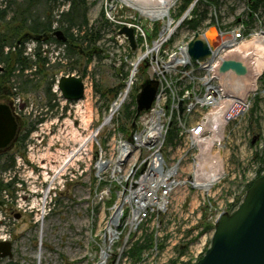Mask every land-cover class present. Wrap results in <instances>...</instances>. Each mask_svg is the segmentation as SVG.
<instances>
[{
	"label": "built area",
	"instance_id": "2783aa9c",
	"mask_svg": "<svg viewBox=\"0 0 264 264\" xmlns=\"http://www.w3.org/2000/svg\"><path fill=\"white\" fill-rule=\"evenodd\" d=\"M180 1L173 0L166 13H157L156 9L150 8L147 15L122 2L124 14L120 17L115 14L113 4L106 6V18L115 25L117 43L124 51L127 48L131 51L130 43L118 30L128 26L135 31L137 49L131 51L134 57L128 61L130 75L122 89L103 109L100 119V111L94 110L95 119L101 122L86 138L82 134L89 125L87 118L94 115L89 102L84 104L82 101L86 94L78 100L84 102L82 106L74 107H82L83 115H78L80 112L77 111L74 121H69L74 131L71 140L78 141L76 149L80 150L75 159L70 154L75 149L63 157V173L82 162L85 156L91 162L90 166H94L99 183L105 184L104 190L99 193L101 197L98 204L102 205L105 240H112V245L115 239L135 238L136 233L148 223L160 226L174 212L178 215L180 212L173 210L175 203L176 206L187 205V214L198 218L203 216V206H213L211 198L217 201L216 196L223 194L226 183L231 179L227 156L231 130L249 113L254 97L259 94L258 81L263 73L254 80L255 86L233 91L234 81L246 76L239 77L232 72L222 74L219 68L226 59L242 61L233 55L242 52V55L247 56L248 51H243V47L260 34L252 31L246 22L241 21L228 30L216 21L214 27L217 29V39L212 44L211 55L203 62H194L190 58L188 46L195 33L177 44H172V41L181 25L191 19L199 0L192 2L177 20L172 12L174 5ZM143 19L151 30L155 25H161L154 40H149V30ZM209 29L204 26L197 34L206 37ZM49 46L46 45L47 48ZM143 66L144 78L140 79ZM246 67L249 69L248 65ZM151 80L158 83L152 108L139 114L137 112V118L128 126L129 131L122 132L120 116L125 106L130 104L131 95L135 96L133 108L137 110V97L144 83ZM13 101L14 112L25 115L21 97H14ZM76 102H70L71 107ZM91 119V122L95 121L94 117ZM172 129L176 130V138L169 144L168 135ZM12 174H7L9 178L4 179L8 186L2 192L4 200L10 201L16 209L11 215L19 214L24 206H28L40 221L48 214V207L51 208V188L48 187V195V189L43 193V205L39 201L38 189L27 192L29 200L24 203L19 187L26 179L17 176L18 172ZM45 174L47 181L49 175ZM37 182L36 177L33 183ZM12 188L17 189L14 196ZM234 202V198L231 201L222 198L218 208L224 212L223 208H230ZM0 221V241H11V231L5 225L9 219L3 217Z\"/></svg>",
	"mask_w": 264,
	"mask_h": 264
},
{
	"label": "rangeland",
	"instance_id": "374dc122",
	"mask_svg": "<svg viewBox=\"0 0 264 264\" xmlns=\"http://www.w3.org/2000/svg\"><path fill=\"white\" fill-rule=\"evenodd\" d=\"M19 1L23 0H17ZM87 1L90 26L94 28V33L100 35V38L95 42V46L87 50L84 57L77 55L70 58L57 44V47L48 44V48L42 46L39 50L33 38L21 44L24 56L25 53L34 55L36 50H39L42 52V57L48 59L45 67L48 69L50 79H45L37 88L36 84L43 79L41 74H37L26 90L23 82L27 80V70L22 78H11L13 95L21 97L23 109L26 111L22 120L25 131H32L12 153L18 158L16 165L19 175L17 176L26 179L23 185H20L22 188L19 187V193L23 202L26 203L29 200L27 192L38 189L39 201L43 205V193L49 187L53 201L51 208L47 206L48 214L40 221L30 212L28 206H24L17 217L14 213L11 215V212L16 210L14 205L12 207L10 201L6 202L3 198V190L0 191V220L3 217L9 219L5 225L6 229L11 231V241L14 243L13 257L0 259V264H196L211 246V239L221 213L231 215L236 211L252 185L248 186L264 173L261 171L264 166L255 159L257 154H264V73L259 78V94L254 97L249 113L231 130L227 155L228 173L231 179L226 183L223 194L216 196L217 201L211 198L213 206H203V216L198 218L196 215L187 214V205L182 207L180 204L176 206L175 203L173 210L179 211L178 215L174 212L170 219L167 222L163 220L160 226L148 223L136 233L135 238L115 239V244L112 245V240H105L102 205L98 204L101 197L99 193L104 190L105 184L99 183L95 168L93 165L90 166L91 162L87 156L82 162L72 166L69 172L63 173V170L58 174L56 172L58 168L64 166L62 159L64 161L65 158L63 157L73 149L78 150L76 149L78 141L71 140L74 134L71 122L74 121L77 111L80 112L79 115L82 114L83 109L74 107L89 102V107L93 108V114L95 111H100V119L103 109L108 106L110 100L122 89L123 83L128 79L131 68L128 61L134 57L128 48L124 51L119 46L115 25L105 18L108 4H113L117 16L123 15L122 1ZM70 4L67 0H59L57 5L59 11L52 12L55 18H60L61 11H68ZM180 5L181 2L174 5L173 17L177 15L179 17L182 13ZM201 6L202 9H208L209 14L208 19L199 28L213 27L216 21H219L223 29L230 30L240 20H244L252 31H257L259 36H264V11L257 12L258 18L249 17L247 0H221L216 6L203 4ZM50 8L36 9L33 14L40 16L41 12H46ZM13 16L15 17L14 7L8 11L7 20ZM144 22V25L148 24L146 20ZM13 24L19 26L18 22ZM54 26L59 28L57 23ZM7 27L0 21V34L6 32ZM157 28L159 26H156L154 31L148 29L151 40L156 38ZM78 29L79 26L76 25V29L72 31L77 32ZM213 31L215 39L217 29ZM192 33L193 31L182 25L172 44L190 38ZM90 46L89 41L84 43V48ZM16 52L19 53V48ZM59 53L61 56L57 60ZM62 58V63H69V68L61 69L59 66H54ZM73 66L74 68L70 69ZM140 71V79H143V67ZM66 74L83 77L87 98L82 100L83 103L77 101L71 107L70 102L61 98L56 85L59 77ZM32 77L28 78L32 79ZM47 82L52 83L50 94H55L54 98H50L48 94ZM133 95H131L130 103L135 99ZM256 101H259V106L253 113ZM123 114L124 111L120 116V126L125 124ZM92 117L95 119L96 115L88 116L89 125L82 134L83 138H86L101 122L98 119L91 122ZM254 138H257V141L252 144ZM45 173L49 175L47 181ZM8 176L0 172L2 187L5 183L4 179L9 178ZM29 176H32L33 180ZM36 177L38 182L33 183ZM16 190V188L11 189L13 196ZM222 198L227 201H231V198L235 199L230 208H223L224 212L218 208ZM181 211L184 212L183 215ZM136 243L140 247H146L143 248L137 260L129 255V251ZM200 249H202L201 252H199Z\"/></svg>",
	"mask_w": 264,
	"mask_h": 264
},
{
	"label": "water",
	"instance_id": "95a60500",
	"mask_svg": "<svg viewBox=\"0 0 264 264\" xmlns=\"http://www.w3.org/2000/svg\"><path fill=\"white\" fill-rule=\"evenodd\" d=\"M213 30L214 28L209 31L210 36L213 35ZM120 33L128 36L132 50H135L134 31L127 27L122 28ZM55 34L61 42L66 41V36L60 30H56ZM208 34L207 39H201L196 34L189 43L188 50L192 61L203 62L211 55L212 41ZM219 70L222 74L233 72L240 77L247 76L248 73L246 65L237 59H226ZM57 87L63 99H83L85 87L82 77L64 76ZM157 88L158 83L155 80L144 83L137 97L138 114L152 108ZM18 120L9 106L0 105V150L12 145L17 135ZM256 140L254 138L252 143ZM244 198L234 213L221 215L215 227L211 247L196 264H264V173L253 182ZM12 247L10 241L0 242V259L12 258Z\"/></svg>",
	"mask_w": 264,
	"mask_h": 264
},
{
	"label": "trees",
	"instance_id": "16d2710c",
	"mask_svg": "<svg viewBox=\"0 0 264 264\" xmlns=\"http://www.w3.org/2000/svg\"><path fill=\"white\" fill-rule=\"evenodd\" d=\"M59 0H23L22 2L17 0H0V21L4 22L6 26L9 27V33L7 37H9V42H4V36L5 34H0V64L6 63L8 67L11 69L9 75L3 77L4 82H9L12 77L16 78H22L25 75L26 70L32 71V73L26 75L27 80L23 82L24 86L26 87V90H28V86L31 85L34 81V77L37 74L42 75V80L36 84L37 88L39 85H41L45 79L49 80V73H47L48 69H46L45 64L48 62V59L43 58L40 56L39 53H37L36 57L37 60L33 59L32 57H25L23 55L24 50L21 47H18L21 40L24 39V42L26 40H29L30 38H33L38 41V45L40 46L39 50L41 49V44L43 43V39L47 43L54 41L58 46H60L64 51L67 53V55L72 58L74 56L79 55L80 57H84L87 50H90L93 46H95V42L100 38V35L96 32L94 33V28L91 27L89 19H88V1L87 0H67L68 2H71L70 8L68 11H61L59 14L58 19L55 18L53 10L55 12H58L57 9ZM193 0H182L180 5V12H184L190 3ZM221 0H201L198 2L196 9L194 10L192 14V19L190 21H187L184 25L190 29L191 31H198L199 27L202 25L204 21L208 19L209 11L208 9H202L201 5L205 6H213L218 5ZM249 4V9L255 13L260 10L264 11V0H247ZM38 4V6H34V4ZM34 9L32 10V7ZM61 6V4H60ZM14 7V15L10 20L8 19V11ZM46 7H51L50 10L46 12H41L40 16H35L33 12L37 9H44ZM181 14V13H180ZM57 15V14H56ZM52 16V17H51ZM58 16V15H57ZM253 15L251 14V18ZM18 22L19 26H15L13 23ZM55 23L59 24V28H57ZM76 25L79 26V29L77 32L72 31V29H76ZM56 27L57 30H60L63 32V34L66 36V41H59L57 38H52V40L49 39L50 35L49 33L54 30L53 28ZM82 28L84 30H82ZM157 30V29H156ZM158 31V30H157ZM28 32V33H27ZM32 34L29 38H27L24 34ZM24 33V34H23ZM96 34V36H95ZM24 35V36H22ZM95 36V38H94ZM42 38V39H41ZM41 39V40H40ZM91 44L90 47L84 48V43L88 42ZM23 42V43H24ZM22 43V44H23ZM93 44V45H92ZM14 46V47H13ZM5 47H11L10 54L5 55ZM13 48L18 49L19 53H17L15 50H12ZM61 54L59 53L57 56V60L60 59ZM69 61V60H68ZM62 60L58 61L57 64L54 66H59L61 69H64V67L69 68V63H62ZM72 64V63H71ZM38 68V71H34V69ZM58 67V68H59ZM74 66L70 69H73ZM145 72V67H143ZM19 72V73H18ZM143 72V73H144ZM32 79H29L30 76ZM48 87V94L50 98H54L55 94H50L51 92V86L52 83L47 82ZM11 94L13 96V90H12V84L10 88ZM0 92H2V88L0 87ZM135 103L134 100L129 105H126L124 109L123 117L125 118V124L124 126H120V130L124 133L129 131V124L136 119L137 110L134 109ZM259 106V101H256L254 109L252 112L254 113L255 109ZM30 130L27 132V134H24V137L21 138V141H24L28 137ZM176 136V130L172 129L168 135L169 140L168 143L172 144L175 140ZM20 141V142H21ZM253 144V143H252ZM255 144V143H254ZM262 156V157H260ZM2 157L0 156V161ZM255 159H258V161L261 163V165L264 166V154H257ZM7 160L9 162H13L14 156L7 157ZM264 171V167L261 170ZM261 172V173H262ZM252 184H250L248 187H250ZM3 190L1 184H0V191ZM143 246H139L138 243L133 245V248L131 251H129L130 257L137 260L139 256L141 255V252L143 250Z\"/></svg>",
	"mask_w": 264,
	"mask_h": 264
},
{
	"label": "bare ground",
	"instance_id": "6f19581e",
	"mask_svg": "<svg viewBox=\"0 0 264 264\" xmlns=\"http://www.w3.org/2000/svg\"><path fill=\"white\" fill-rule=\"evenodd\" d=\"M124 4H129L130 6H133L135 9H139L143 14L147 15L151 10L150 8L156 9V12L158 13H166L169 9V6L173 4V0H121ZM215 32H213V35L210 36L208 34L209 38H214ZM243 51H248V55H242V52H238L233 57L241 58L243 63L248 67V73L251 71V74L247 75L246 78H237L234 81V84H232V90H243L247 87L255 86V79L258 77V75H261L264 72V36H259L257 39H254L252 41H249L245 44L243 47ZM251 67H250V66ZM247 73V74H248ZM248 89V88H247ZM79 150H73L72 157L75 159L79 156ZM65 161V160H64ZM63 161V162H64ZM64 169L63 166L58 168V172L62 171ZM104 169V164H101V170ZM54 182V181H53ZM49 188L46 191V195H48ZM38 258L40 259V255H38ZM103 264V263H101Z\"/></svg>",
	"mask_w": 264,
	"mask_h": 264
},
{
	"label": "flooded vegetation",
	"instance_id": "af4514ba",
	"mask_svg": "<svg viewBox=\"0 0 264 264\" xmlns=\"http://www.w3.org/2000/svg\"><path fill=\"white\" fill-rule=\"evenodd\" d=\"M34 6H38V4L36 5V3L34 4ZM32 7V10L34 9L33 6ZM52 17V16H51ZM54 29V28H53ZM54 32V30H52L49 35V39L52 40V38H54V35L52 34ZM9 33V28L7 27L6 29V32H4V36H6V38H4V42H9V37H7ZM28 33V32H27ZM24 34L27 38L30 37V35L32 34V32L30 34ZM22 35V36H24ZM24 42V39L20 41L19 43V46ZM5 55H9L10 53V50H11V47H5ZM8 49V51H7ZM1 67H3L2 70H0V87L2 88V92H0V104H6L7 106H9V108L11 109V112H13L14 115H17L16 112H14L12 110V94H11V91H10V88H11V84H12V80L10 79L9 82H4L3 80V77L9 75L10 73V68L8 67V65H6V63H1L0 64ZM31 71L27 70V73H30ZM16 117V116H15ZM18 123H19V126H18V130H17V135L15 137V139L13 140V142L11 143L12 145L8 148H3L0 150V156L2 157L1 161H0V172L4 175H7V174H17V172L19 170H17V165H16V162H17V157L15 155H13L12 153L14 152L15 150V147L20 143L21 141V138L24 137V132H25V129H24V126L22 124V122L20 120H18ZM10 156H14V160L13 162H9L7 160V157ZM57 174L59 173L58 170L56 171ZM58 176V175H57ZM5 186H8V185H5Z\"/></svg>",
	"mask_w": 264,
	"mask_h": 264
}]
</instances>
